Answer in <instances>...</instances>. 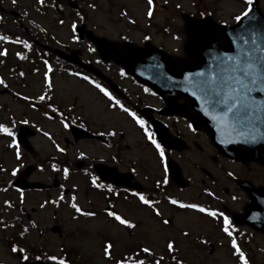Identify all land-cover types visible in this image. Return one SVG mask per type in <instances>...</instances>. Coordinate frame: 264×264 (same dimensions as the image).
I'll use <instances>...</instances> for the list:
<instances>
[{
  "label": "rangeland",
  "instance_id": "1",
  "mask_svg": "<svg viewBox=\"0 0 264 264\" xmlns=\"http://www.w3.org/2000/svg\"><path fill=\"white\" fill-rule=\"evenodd\" d=\"M69 2L77 4L78 10H71ZM196 3H199L200 11L210 13L218 22L227 24L233 21L232 16L238 14L243 7L242 0H167V3L157 0L153 16L149 18L145 15L146 0H43L44 5L37 3V0H0V8L3 9L0 13V33L12 32L22 39H32L50 49L79 50L82 60L96 65L105 74L118 80L117 84L127 90L132 102L139 105L138 107H143L152 105L154 101L143 96L130 79H120L112 65L105 67L100 63L95 64L98 62L97 52L87 42L80 43L72 39L75 36L72 24L84 23L98 37L131 42L139 46L149 42L169 54L181 56L186 41L182 15L194 13ZM90 4L95 5V8H90ZM176 5H179V8ZM258 6L264 14V0H260ZM122 11L128 15L121 16ZM129 19L135 20V23H128ZM61 20L63 24L59 23ZM145 35L150 39L145 41ZM174 36L178 39H173ZM89 48L92 51H89ZM0 50L7 52L6 56L0 57V61H3L0 63V76L4 78L10 91V94L0 95V122L8 121L9 116L16 121L27 119L42 131L52 134L59 146L66 149V155H58L53 145L40 132L41 134L31 139L37 155L32 160L24 154L26 165L36 161L42 163L41 160L45 162L46 157L53 156L67 159L71 170L67 180L62 176L58 177L60 185L68 189L69 193L64 196V200L55 204L45 202L55 200L60 194V189H52L46 193L25 192L22 196L19 192L3 191L12 180L9 170L18 167L19 163L0 139V168L5 169L0 171V217L7 220L5 216L9 215L20 221L19 226L6 228L0 225V264H19L16 254L10 251V245L14 242L26 249L33 246L48 254H66L69 261L77 264H113V261L103 258L102 246L105 242L113 244V260L138 245L149 246L156 256L164 255L166 264L169 262V256L164 250V244L168 239L175 241L179 249L178 258L183 260L184 264H239L238 259L232 255L228 238L219 231L220 221L193 210L177 209L165 199L170 197L186 203H199L231 217L232 214L243 211L244 198L238 191L233 190L226 180V171L238 176V170L221 158L212 162L216 151L202 133H188L185 123L181 121L171 125L180 137L189 142L190 148L181 154H166V158H172L178 163L190 185L186 189H172L171 184L164 185L165 188L157 187L156 182L163 179L162 167L158 165L154 149L144 139L143 132L126 114L118 109H107L108 101L96 93L86 81L62 75H49L52 83V91L49 93L52 103L61 108H72V111L68 112L69 120L79 116L92 133L106 130L118 133L112 137V149L93 141H81L73 145L71 139L70 145L65 146L62 141L68 134L57 121L42 118L38 112L29 108L25 101L19 100L17 96L12 98V92L33 98L38 96L44 90L45 69L40 67L36 72H32L30 64L19 61L20 59L16 58V53L20 52L18 46L2 41ZM17 69L23 70L24 75L16 80L13 77ZM10 75H13L12 79ZM2 89L0 87V90ZM171 123L167 121V124ZM81 151L85 153V158L77 159ZM111 155L116 157L115 161L112 160V165L121 172H132L142 184L144 192L152 194L154 190L159 193L160 189L164 190L157 196L162 198L156 205L161 212L160 217L154 216L151 209L139 204L137 199H126L122 192L118 198L106 199V191L98 193L90 188V177L85 173V170L90 172L87 165L98 160L110 164ZM77 160H84L86 166L75 170L74 164ZM253 170L259 179H264L263 169ZM205 171L209 172L212 178H208ZM31 180L49 183L52 174L37 170ZM73 185L76 186L75 192ZM225 188L228 189L227 193L224 192ZM205 189L212 192L213 196H208ZM72 195L77 197L76 203L82 210L95 212L96 216L77 215L66 203ZM233 196L237 199L233 200ZM6 200L10 206L5 205ZM108 201L113 205V211L131 220L136 227L131 230L124 229L108 218L104 211ZM42 203L45 204L43 209L40 208ZM53 210H56L55 218L52 217ZM73 216H76V219H73ZM163 219H169L170 224L163 225ZM33 223L35 227L32 226ZM25 228L28 231L22 238L19 233ZM237 230L241 233L237 244L246 254L249 264H263L264 236L252 232L247 227H237ZM184 231L189 233L188 237L181 235ZM209 244L212 246L211 253H208Z\"/></svg>",
  "mask_w": 264,
  "mask_h": 264
},
{
  "label": "snow or ice",
  "instance_id": "2",
  "mask_svg": "<svg viewBox=\"0 0 264 264\" xmlns=\"http://www.w3.org/2000/svg\"><path fill=\"white\" fill-rule=\"evenodd\" d=\"M15 2V0H13ZM167 3V0H164ZM37 3L42 4L43 0H37ZM146 12L145 15L149 18L153 16L154 13V0H146ZM242 10L232 16L234 21V26L229 37V48L224 52H217L216 56L212 59L211 63L205 65L203 71H198L195 73L184 72L182 83L184 85L183 90L189 93V89L192 91L189 93L195 96L200 103L201 111L205 116H209L217 132L221 133L220 143H227L228 140L224 139V134L226 129H230L236 136H244L245 143L255 142L258 139H264V135L258 136L257 133H264V17H257L252 14L254 7V0H242ZM90 8H95V5H89ZM179 8V5H176ZM79 16V13H77ZM121 16L126 17L127 12L122 11ZM202 17L206 15L205 13L200 14ZM208 15H211L210 13ZM81 19H83L81 17ZM63 24V21H59ZM128 23L134 24L135 20L129 19ZM75 29V24L71 26ZM76 40V36L72 37ZM144 40H149L150 37L145 35ZM173 39H178L174 36ZM0 40L9 43L22 44L24 49H30V44L27 41L20 40L19 37L14 40H9L7 36H0ZM89 51H92L89 48ZM7 55L6 50H0V57ZM16 58L23 60L25 57L21 53H16ZM3 63V61H0ZM45 71L43 72V91L36 97H30L27 95H21L20 93H13L17 96L19 100L27 102V106L33 110L38 111V105L41 102H46L51 100L52 83L49 73L52 72V68L48 65L47 61H44ZM33 71H37L33 69ZM73 76H79L82 80L86 81L88 84L92 85L98 90L103 97L108 101L106 107L107 109H119L121 112L127 115L134 122L135 125L143 132V137L148 141V143L154 149V155L158 158V165L162 167L163 179L156 182L157 187L161 185H166L168 183V167L166 165V153L161 143L157 142V139L150 131L149 126H146L145 120L140 118L135 112L125 107L120 100L116 99L105 87L95 83L90 77L82 75L79 73H70ZM21 76L24 73H20ZM121 76L125 73L123 70L120 72ZM163 79L164 77L161 76ZM171 83H177L172 80L171 76L166 78ZM0 87L7 88L8 85L3 79H0ZM144 92H148L147 88L143 89ZM47 111L42 112V116L47 120H53L55 117H60L58 123L62 129L68 130L72 125L79 128H84L85 125L81 121L79 116L75 119L69 121L65 113L61 112L57 106L51 103L47 104ZM68 112L72 111V108L67 109ZM51 113V114H50ZM54 114V115H52ZM211 114V115H210ZM8 124L0 122V135L10 138V142L7 147L14 150V156L16 161L21 160V153L19 145L17 143L16 127L17 121L13 117H8ZM78 121H80L78 123ZM19 124L27 125L29 121L27 119L21 118L18 121ZM32 127H36L32 125ZM190 130H194L192 125H188ZM247 129V131H245ZM37 132H42V135L46 137L49 141H52V136L47 131H42L40 128H36ZM96 135L101 137H115L118 133L114 130H106L97 132ZM53 146L56 152L66 153V149L60 147L53 141ZM85 158L84 152H79L77 159ZM112 160H116L113 156ZM53 172H59L64 180H67L70 175V168L64 167L60 169L55 163L51 166ZM41 170H43L41 168ZM0 171H5V169L0 168ZM135 171V169H132ZM18 172L17 167L11 169V175L16 176ZM86 175L90 177L89 183L92 188L99 190H106L108 193L115 194L114 189L111 184L101 183L98 176L92 175V173L85 170ZM229 176L232 175L231 172L228 173ZM73 192L76 191V186H72ZM20 190L17 189V192ZM127 192L128 190L125 189ZM208 196H213V193L205 189ZM135 197L139 204L147 206L151 209L152 214L156 217L161 216L160 210L156 207L160 203L158 200H153L148 198L145 194L137 191H132L130 193ZM22 196V193H21ZM64 186L60 185V194L56 196L53 201H46L45 203L55 204L57 201L64 200ZM77 197L72 195L68 198L66 203L68 206L74 210V212L79 216L84 217H95L96 213L91 211L82 210L76 203ZM170 205L176 206L183 210H193L197 213L204 214L205 216L220 221L219 231L222 232L228 238V244L232 251V255L235 256L239 264H249V260L246 254L240 249L237 244L233 233L236 229L233 227L232 222L228 215L224 212L215 209H209L202 206L199 203H184L177 199H172L170 197H165ZM233 200L237 198L232 197ZM6 206H10L9 202L6 200ZM21 203L23 200L21 199ZM264 203V202H262ZM45 204H40V208L43 209ZM113 205L109 204L105 209V214L112 221H115L117 226H122L124 229H134L136 225L129 219L123 218L122 215L118 214L116 211L112 210ZM76 219V216H73ZM2 223V222H0ZM161 223L165 226L170 224L169 219H163ZM8 227V225H4ZM35 227V224H32ZM28 229H23L19 235L23 238ZM130 234V233H129ZM183 237H188L189 233L184 231L181 233ZM203 242V241H202ZM113 244L111 242H105L102 246V255L105 260L113 261V264H164V255L156 256L153 249L149 246H137L134 249H129L117 259L113 260L111 250ZM164 250L169 256L168 264H184L183 260L178 258L179 249L176 247L175 241L173 239H168L165 241ZM10 251L16 254L19 264H39L43 261L44 264H70V261L66 256H57L55 254H45L40 252L34 256H31L29 251L25 247H20L16 243L10 245ZM63 251V249H61Z\"/></svg>",
  "mask_w": 264,
  "mask_h": 264
},
{
  "label": "water",
  "instance_id": "3",
  "mask_svg": "<svg viewBox=\"0 0 264 264\" xmlns=\"http://www.w3.org/2000/svg\"><path fill=\"white\" fill-rule=\"evenodd\" d=\"M253 15L259 17H264L258 10L257 0H254V7L252 11ZM207 21V20H205ZM191 20L190 23L187 24V30L190 33V39L187 44V52L188 54H192L195 57V61L192 63L176 60L163 52L153 48V47H145L144 49L135 48L132 45L121 46L116 42H109L105 39H97L94 38L91 34H87L88 40L92 42L96 49L99 52L100 58L103 61H112L113 63L124 68L125 72L135 78L139 83L150 86L155 93L164 98L165 103L168 107L167 113H176L181 114L183 111L176 109L175 98L189 97L190 99H194L192 95L189 93L192 89H189V93H186L183 88L184 85L179 83L182 81L184 72H198L203 71L205 69V65L211 63L212 59L216 56L217 52H222V49L215 46V39L211 38L210 32L207 29L206 22ZM208 22V21H207ZM210 22V21H209ZM232 28L222 32L225 37H229L232 32ZM79 38L83 39L84 29L83 27L78 29ZM226 43H229V39H226ZM124 50H123V48ZM59 53V52H57ZM61 57L66 59L67 61L85 69L86 71L95 74L96 76L102 78L104 81H108L104 78L98 70L90 65H85L79 61L74 54L65 55L59 53ZM161 76L164 78L162 79ZM168 76L172 77V80L177 83H171L166 78ZM110 88L116 92V88L110 82ZM190 107H195L193 103L189 102ZM149 110H144L142 113L144 116L151 122L153 126V130L156 134L158 141L165 148H174L176 150L183 149L180 146V142L176 141L172 138L166 131L165 127L160 123L151 120L150 115L147 113ZM202 121V120H201ZM203 122V121H202ZM205 123V122H204ZM24 129H21V132ZM18 135L20 145L27 151H31V148L27 144L26 135L21 133ZM77 133V130H74V134ZM258 136L264 135V133H257ZM208 136L212 139L213 142L218 144L219 146H226L227 144H232L239 149L237 146L240 143V136H236L233 134L232 137L225 136L224 139L228 140L227 143H220L221 133L217 132L216 128H209L208 126ZM83 137H92L89 134L84 132H80V135L75 136V141L82 139ZM261 143L262 149L258 151L264 150V139H258L254 144ZM248 148V152L254 156L255 152L250 149L252 146H245ZM226 153L228 155H233L230 151L225 148ZM236 151V150H235ZM238 152V151H236ZM230 153V154H229ZM235 159H239V157H234ZM255 161H259L264 164V160H258L253 158ZM169 175L170 178L179 186H185L186 183L183 182L180 177V173L178 168L172 162L169 164ZM94 169L100 178V180L104 182H110L118 187H126L135 190L141 189L140 185L134 181L132 174H121L117 171L115 167L109 168L104 165H95ZM30 169L26 170V173L21 175L15 182V186L20 188H40L39 184H27L25 183L24 177L28 175ZM56 185V182L55 184ZM248 194L251 199V204L245 209L244 215L240 216L238 219L239 224L249 225L252 229L260 231L264 233V191H252L248 190ZM39 264H44L39 262ZM51 264V263H48Z\"/></svg>",
  "mask_w": 264,
  "mask_h": 264
},
{
  "label": "flooded vegetation",
  "instance_id": "4",
  "mask_svg": "<svg viewBox=\"0 0 264 264\" xmlns=\"http://www.w3.org/2000/svg\"><path fill=\"white\" fill-rule=\"evenodd\" d=\"M195 7H197V4H195ZM192 17H195V18H201L202 16H200V14L198 12H194V14L192 15ZM232 24V23H230ZM171 129L173 130L174 134L175 135H179V133H177L176 131H174V128L171 127ZM66 138L67 137H63V143L66 144L67 141H66ZM110 164H112V160H110ZM68 167V164H67V161L64 160L62 161L61 163V168H64V167ZM235 166V169L238 170V176L240 177L239 179H242L244 181H248L250 182L253 186L255 187H261V186H264V179H259L256 172L253 170V168H260V165H257V164H254V163H250L248 164L246 167L245 166H241V165H234ZM45 165L41 164V168H44ZM264 170V169H263ZM228 171H226V175H227V182L231 184V186L235 189L236 186H237V183H236V179L237 178H232L231 176L228 175ZM231 179V181H230ZM236 184V185H235ZM238 187V186H237ZM244 199H245V202H247V197L244 196Z\"/></svg>",
  "mask_w": 264,
  "mask_h": 264
},
{
  "label": "trees",
  "instance_id": "5",
  "mask_svg": "<svg viewBox=\"0 0 264 264\" xmlns=\"http://www.w3.org/2000/svg\"><path fill=\"white\" fill-rule=\"evenodd\" d=\"M38 253H40V252L37 251V252L35 253V255L38 254ZM70 264H73V262H72V263L70 262Z\"/></svg>",
  "mask_w": 264,
  "mask_h": 264
}]
</instances>
